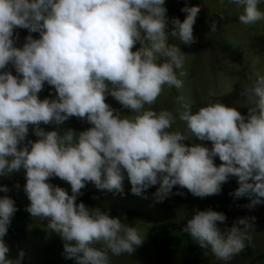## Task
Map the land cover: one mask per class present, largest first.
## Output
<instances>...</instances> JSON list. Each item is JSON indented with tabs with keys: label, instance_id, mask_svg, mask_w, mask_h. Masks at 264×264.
Instances as JSON below:
<instances>
[{
	"label": "clouds",
	"instance_id": "9594fccd",
	"mask_svg": "<svg viewBox=\"0 0 264 264\" xmlns=\"http://www.w3.org/2000/svg\"><path fill=\"white\" fill-rule=\"evenodd\" d=\"M261 2L229 0L242 8L238 20L245 26L264 21ZM200 10L183 7L181 22L169 20L165 0H0V176L25 171L23 190L30 201L25 210L47 221V229L63 241L65 259L111 264V256H130L144 242L137 227L76 202L89 182L123 195L126 173L132 194L158 184L153 195L163 202L174 186L205 198L218 195L236 177L239 186L231 195L247 197L248 209L264 203V76L240 93L250 105L246 116L219 102L194 112L183 95L174 98V110L152 107L165 87L183 86L177 70L186 56L170 37L195 43ZM15 29L39 38L28 35L17 48ZM215 31L213 21L210 32ZM9 65L17 75L6 70ZM45 83L55 90V99L38 98ZM108 96L132 115L111 108ZM208 96L217 93L209 89ZM71 117L91 127L63 136L40 127L59 126ZM177 117L183 130L171 131ZM29 125L38 139L25 145ZM192 139L211 142V149L186 146ZM52 178L68 183L71 195L48 183ZM9 191L0 186L5 193L0 196V264H21L24 252L10 259L4 242L18 210ZM226 219L211 209L196 211L182 231L206 255L229 262L251 244L255 217L238 218L221 231L217 224Z\"/></svg>",
	"mask_w": 264,
	"mask_h": 264
},
{
	"label": "rangeland",
	"instance_id": "374dc122",
	"mask_svg": "<svg viewBox=\"0 0 264 264\" xmlns=\"http://www.w3.org/2000/svg\"><path fill=\"white\" fill-rule=\"evenodd\" d=\"M185 6H199L201 10L193 26L195 43L183 45L179 39L170 37V43L180 46L186 56L183 68L177 70V76L183 81V86L179 90L174 87L171 89L165 87L156 104L152 106L153 109L157 112L165 109L174 110L176 107L174 98L183 95L194 112L208 103L219 102L227 107L235 108L241 115L246 116L250 105L240 93L246 86H251L256 76H264V21L250 26L242 25L238 20L239 15L242 14V8L229 3V0H165L166 15L169 20L178 18L183 22L186 13L181 12V9ZM258 9L264 11V2L258 5ZM213 21L217 23V31L210 32V25ZM170 30L171 25L169 24L166 31ZM16 33H18V39L15 40L14 46L17 48L23 46L25 37L28 35H32L34 39L39 38L38 33H29L26 29H15L14 36ZM139 47L137 43L132 50L136 51ZM6 70L17 75L11 65ZM181 71L186 75L180 76ZM209 89L217 93L215 98L208 96ZM38 98L41 100L55 99V90L45 83L43 90L38 93ZM105 102L122 116L132 115L111 96H108ZM67 121L59 126L41 124L40 127L46 132L57 131L63 136L68 131ZM183 127V123L177 117L170 130L182 131ZM37 139L33 134L32 126L29 125V133L24 144L26 145L28 140L35 142ZM184 143L186 146L201 144L209 149L212 146L209 141L201 142L195 139ZM214 164L216 166L221 164L218 157L214 158ZM124 175L123 195L98 190L89 182L81 189V195L77 198L78 201L83 194L89 195L90 200L85 204L86 207L100 208L110 217L120 218L129 226L137 227L141 235H144V242L132 255L111 256V264H158L155 253L147 244L146 235L150 227L164 221H173L185 226L187 220L191 219L196 211L208 209L225 214L227 217L225 223L218 222L224 229L231 228L238 218L255 217L252 242L231 261L224 262L217 260L210 252L206 255V250L201 249L192 241L199 249L196 264H249L253 256L264 254V203L248 209L244 207L250 203L247 197L235 198L231 195L239 186L237 178L232 186H221V192L218 195L205 198L193 197L189 201H179L170 194L163 202H156L153 194L157 189L154 186L139 196L134 195L130 191L131 185L126 173ZM25 183L23 169L7 177L0 176V186H7L10 189L7 195L20 204L30 221L26 225L27 238L25 241L16 243L10 241L7 235L4 237V242L9 248L8 258L16 259L18 253L23 251L24 258L21 264H39L47 256L53 257L57 264H64L59 254L49 255L44 249L46 240L57 236L47 229V221L34 219L25 210L30 204L23 190ZM48 183L65 189L71 195L70 185L65 181L52 178ZM4 195L5 193H0V196ZM33 225L46 231L44 239L38 240L33 235ZM176 245L179 246L177 243ZM96 247L99 248L100 245ZM246 251L250 253L245 254ZM183 257V251H178L173 255L171 264L181 261ZM251 264H264V256Z\"/></svg>",
	"mask_w": 264,
	"mask_h": 264
},
{
	"label": "trees",
	"instance_id": "16d2710c",
	"mask_svg": "<svg viewBox=\"0 0 264 264\" xmlns=\"http://www.w3.org/2000/svg\"><path fill=\"white\" fill-rule=\"evenodd\" d=\"M91 125L84 120L79 118H70L67 122L68 130H73L74 134H78L81 131H85L90 128ZM236 177H230L228 182L224 183L223 187L232 186L235 182ZM158 189L159 185L154 186ZM172 196L179 201H189L194 196L187 191V189L180 188L179 186H174L172 189ZM90 200L89 195L83 194L79 197L78 203H88ZM15 207L18 209L11 220V224L8 228L7 237L12 242H23L27 238L26 225L30 223L27 216L24 214L20 204L16 201ZM217 226L224 230V228L218 223ZM184 226L178 225L173 221H164L159 224H156L147 232L146 239L149 248L155 253L156 261L158 264H171L173 255L178 251H183L184 257L181 261L175 264H196L199 249L196 245L192 243L191 237L182 231ZM33 235L38 239L42 240L46 236V231L38 228L36 225H33ZM179 244V246L176 245ZM45 251L49 255H60L64 264H76L75 260L65 259L63 255V241L59 237L48 238L45 242ZM249 251H246L245 254H249ZM264 254H257L252 257L249 264L255 260L262 258ZM39 264H57L56 260L47 256L40 261ZM220 264V263H214Z\"/></svg>",
	"mask_w": 264,
	"mask_h": 264
}]
</instances>
